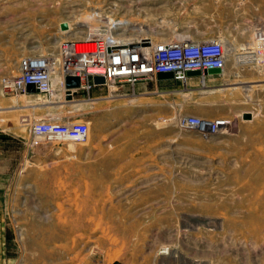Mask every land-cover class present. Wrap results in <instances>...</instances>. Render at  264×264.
<instances>
[{
  "label": "rangeland",
  "instance_id": "374dc122",
  "mask_svg": "<svg viewBox=\"0 0 264 264\" xmlns=\"http://www.w3.org/2000/svg\"><path fill=\"white\" fill-rule=\"evenodd\" d=\"M83 19L122 42L217 38L232 50L206 87L110 84L71 101L60 82L53 96H5L0 87V216L8 228L32 254L39 240L65 237L68 252L85 259L97 236L118 238L103 217L121 215L133 250L123 264H158L186 216L205 257L178 264H264V66L235 63L264 33V0H0V82L28 57L47 58L61 79L60 43L84 38ZM185 117L221 119L225 128L188 132ZM86 217L97 223L71 225ZM43 251L51 264L54 252ZM39 259L15 256V264Z\"/></svg>",
  "mask_w": 264,
  "mask_h": 264
},
{
  "label": "built area",
  "instance_id": "2783aa9c",
  "mask_svg": "<svg viewBox=\"0 0 264 264\" xmlns=\"http://www.w3.org/2000/svg\"><path fill=\"white\" fill-rule=\"evenodd\" d=\"M145 37L136 43L125 44H109L101 37L61 42L60 86L64 88L63 81L66 76L79 79L80 88L76 91L77 94H89L93 88L98 87L93 84V77H102L104 85L135 87L140 83L172 82L187 86L192 80L202 82L206 77L219 76L226 67L225 50L217 38L194 41L178 37L156 40ZM254 37L252 48L242 55L247 58L246 64L257 65L256 60H261L264 66V33L257 32ZM50 66L52 63L44 57L22 58L18 74L1 79L3 95L20 98L31 96L26 93V86L33 85L38 91L37 94L49 96ZM209 70H218L219 73L209 75L206 73ZM191 71L200 72V76L188 77L187 73ZM159 74H172L173 78L158 80ZM225 122L221 119L185 117L180 124L191 130H209L207 134H217L225 128Z\"/></svg>",
  "mask_w": 264,
  "mask_h": 264
},
{
  "label": "crops",
  "instance_id": "0c3cea01",
  "mask_svg": "<svg viewBox=\"0 0 264 264\" xmlns=\"http://www.w3.org/2000/svg\"><path fill=\"white\" fill-rule=\"evenodd\" d=\"M73 102H68L67 104H72ZM86 173V175H93L96 172L92 169H87ZM83 198L89 199V196H83ZM185 218L187 220L189 217L183 216L181 227H179L178 231L180 236H177L176 233L172 234L175 239L172 246H169L171 249L173 248L172 250L170 249L171 253H159L157 254V257L155 256L156 262L158 264H163V262H167V260H170L171 264H176L177 261L178 263H185L187 260L196 261L197 259H204L205 256L203 257L200 252H197L201 249L200 246L196 245L198 242V229L195 227L193 231H191V229L185 224ZM49 219L52 220L50 223L55 225L59 224L60 218L51 217ZM96 223L90 222L88 217L82 219L78 218L76 222L73 218L71 220V225L82 224L90 226L93 224L95 225ZM103 224L113 226V228L110 229V232L113 230L116 231V233H118V238H115V240L111 241L106 237L97 236L95 238L97 241L89 246L87 252L82 255L85 257V259L79 258L80 256L76 259V252L72 250L68 252L67 246H64L66 245V241H70V239L65 237L58 239L56 238L49 244L46 239L39 240L38 245H36L38 251L37 253L32 254L30 244L23 243L20 238H17L14 229L8 228V219L4 216H0V264H15V256H22L24 259L26 257H31L32 255H38L40 258L38 264H44L45 262H43L41 258L44 256L47 257L48 254L46 251L44 252L43 249L47 250L48 247L54 252L50 254L53 256V261L51 264H123L125 258L131 253V251H133L131 241L128 239V236L131 235V228L128 230L126 227L127 219L126 217H121V215L118 217L114 215H108L103 217ZM74 229V227L71 228V230ZM76 230L78 229L76 228ZM88 230L94 231V227L91 229L88 228ZM191 232H194L196 235L193 239V242L189 236V233ZM59 235V233L54 234V236ZM72 235L73 234H71L70 237H72ZM61 243L62 245L60 247ZM20 264H25V261L23 260V262Z\"/></svg>",
  "mask_w": 264,
  "mask_h": 264
},
{
  "label": "bare ground",
  "instance_id": "6f19581e",
  "mask_svg": "<svg viewBox=\"0 0 264 264\" xmlns=\"http://www.w3.org/2000/svg\"><path fill=\"white\" fill-rule=\"evenodd\" d=\"M111 20H109V25H110V22ZM82 22V21H81ZM78 23V22H77ZM103 23V22H102ZM79 24V23H78ZM105 24V23H104ZM81 29L84 30L85 32V36L84 37H101L103 38L104 40H107L109 44H125V43H136V41L138 42L139 40H126V39H123L124 41L122 42V40L118 39L120 36H116L114 35L113 33L109 32L111 31V28L108 27V26H105L104 29H101L100 25L99 24H95L94 22H91L89 20H84L83 19V24L81 26H79ZM72 29L71 25L68 23L67 24V31L64 32V33H68L70 32V30ZM134 30L136 33L139 32V31H142V28H131V30L129 31H132ZM152 30V29H151ZM155 31V30H154ZM145 32V31H144ZM151 32V31H150ZM111 33V34H110ZM156 33V32H155ZM171 33V35H173L174 31L172 32H169V34ZM156 35V34H155ZM171 37V36H170ZM120 42H118V41ZM221 41V40H220ZM222 44H223V47H224V52H225V60L226 58H228V56H230V51L232 50L230 48V45L224 41H221ZM237 61L235 62L237 65H243V64H246L247 62V58L245 59V56L242 55V56H238L237 58H235ZM257 63H260L261 60H256ZM255 63V62H254ZM49 71H50V76H51V79H50V95L53 96L54 95V88L56 84H59L60 82V77H57L55 78V80H53L52 78V75H54V70L53 68L50 66L49 68ZM209 78H212L211 76L210 77H206L201 83H202V86L203 87H206V80L209 79ZM227 124V123H226ZM225 125V123H224ZM183 130L185 131H188V132H197V133H200V134H206L207 132H210L209 130H205V131H200V130H191V129H188L186 127H183V126H180ZM159 253L161 254H168V249L167 248H162V251H160Z\"/></svg>",
  "mask_w": 264,
  "mask_h": 264
},
{
  "label": "water",
  "instance_id": "95a60500",
  "mask_svg": "<svg viewBox=\"0 0 264 264\" xmlns=\"http://www.w3.org/2000/svg\"><path fill=\"white\" fill-rule=\"evenodd\" d=\"M62 30L66 29V25L62 24L61 26ZM209 75H213V74H218L219 71L218 70H209L208 72H206ZM188 77H198L200 76V72L198 71H191L187 73ZM173 76L172 74H159L157 75V79L158 80H172ZM92 82L95 86H103L105 84L104 79L102 77H93L92 78ZM64 95H65V100L66 101H71L74 96L77 95V90L80 88V81L77 77H71V76H66L64 78ZM26 93L30 94V95H34L37 94L38 91L35 89V87L33 85H28L26 86ZM251 114L250 113H243L242 114V119L245 121H249L251 120Z\"/></svg>",
  "mask_w": 264,
  "mask_h": 264
}]
</instances>
